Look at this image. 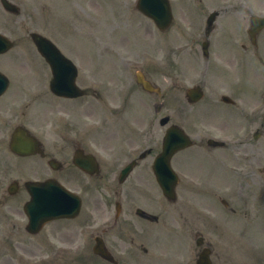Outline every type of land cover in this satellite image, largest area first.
Returning <instances> with one entry per match:
<instances>
[{
  "label": "rangeland",
  "instance_id": "374dc122",
  "mask_svg": "<svg viewBox=\"0 0 264 264\" xmlns=\"http://www.w3.org/2000/svg\"><path fill=\"white\" fill-rule=\"evenodd\" d=\"M13 1L18 3L22 8L21 15L15 16L3 12L2 10L0 11V30L9 34L14 40H22L21 43H18L19 47L11 52L10 57L12 58L6 61L0 60V70L7 71L15 79V83L6 101L19 102L23 100L24 94L21 92V89H23L22 87L33 85L36 82L34 80H26L22 83L19 79L20 77H24L26 73L30 78L35 75L32 74L35 71L33 66H37V64L33 61V58L38 65L42 63L40 57L38 58L36 56L37 53L34 48L31 49L36 54H33L31 50L30 52L27 51V44L32 45L28 41V32L31 30L42 32L52 37V39L60 45L62 50L72 56L80 66L82 65L91 72L92 81L100 85L108 81L115 85L119 84V72L123 73V71L118 60L123 56H129L133 64L141 62L143 58L145 60L155 61L154 63L144 66V68L147 76L162 89L161 98L158 100L153 96H149V100L145 98V103L147 104L146 109H141L140 106L136 108L140 97L134 92L132 100L135 105L127 111L126 115L124 117L114 116L111 118V122L106 123V130L116 128L117 137L111 132L104 137L100 132L95 133L92 138L89 135H81V126L83 125L86 112L83 111V106L79 104H66L60 100H43V102L39 101L36 103V106L31 111L33 113V117L31 118L33 122L32 129L36 132L38 131V135L48 136L50 141H54L56 149H60L64 146V137H73L79 141H81V137L86 141H91L93 139L98 143V148L102 145L108 146L109 143H113L117 147L120 144L133 145L137 140H135L136 137L129 128L130 125L135 123L139 128L147 127L145 123L147 118L149 131L148 142L151 144L150 146L157 149L163 136V130L165 131L168 126L161 127L156 122L157 115L155 110H153V104L155 103L164 105L163 109L165 108V110L162 115L170 114V124H180L184 127H188L189 131L194 129L196 125H192L200 121V119L208 118L212 125L221 121V119L217 117L218 115H215L213 112L205 111L204 114L201 115L198 114V111H191L192 108L186 103L183 93L180 90H176V83L178 81H191L199 76L200 78L206 77V79H208V83L205 86L207 89L206 92L209 91V93H214L217 89L226 86L222 85L224 78L229 82V80L236 77L234 73L216 70L213 67L211 70V65L213 63L210 64L209 69V63L201 61L200 56L194 52L197 46L191 50L188 49L180 56L175 55L174 49L176 45L188 44L186 39H189V32L185 27L178 26L165 35L160 33L156 28L148 24L139 14L133 11L132 6L134 0H110V4L113 8L112 10H109L104 0H41L40 3L36 0ZM192 6L194 9L197 8L195 3ZM201 7L203 9L205 8L203 5H201ZM182 13L186 17V20L190 19L184 11ZM194 14L197 18L198 15L196 11ZM177 17L180 18L181 13L178 14L177 12ZM101 18L108 21L104 26L102 24L99 25ZM81 19L86 23L81 24ZM99 26H101L100 29H97ZM227 27L230 29L231 33L236 32V28L232 24H227ZM82 28L93 31L91 38L86 36L92 45L91 49L89 48L90 43L85 39H81ZM262 50L264 52V46H262ZM200 51L201 48H199L198 52ZM163 56L166 58L165 66H161ZM44 68L43 64L41 68L39 67L38 71L42 70V72H44L43 75L37 76L39 83L43 81L44 78L49 77ZM11 71H13V74ZM243 75L247 87L249 88L256 76V67L254 64L245 62L243 64ZM127 77L132 78L134 87H136L134 73L128 74ZM24 79L26 78L24 77ZM123 81H128V78L123 79ZM18 85L21 89L17 87ZM38 88L40 89V85ZM139 104L145 106L144 103ZM98 110L99 107L93 109L96 113L94 114V119H98L99 117ZM52 111H54V117L51 118L50 112ZM60 116L64 117L65 121H62ZM127 118L128 125L125 126L123 124H127ZM26 120L28 123H31L29 115ZM231 124L234 125L236 122L233 121ZM47 128H50L51 132L43 133ZM261 140H263L261 144L264 147V138ZM125 147L126 146L120 150V153L124 151ZM226 153L227 162L232 164L231 152L228 151ZM153 155L154 153L151 157L143 161L142 165L150 168ZM56 156L69 163L68 169L58 175L60 180L72 188L81 189V173L72 166L71 154L66 150L62 156L59 154H56ZM194 158V155L190 156L191 160ZM180 161H182V159ZM33 165V163L27 164L29 167ZM184 166L190 171L200 175L197 169L190 167L188 164H184ZM205 175L210 177L213 181L223 182L219 180V178L224 175L218 174V172L212 169L205 171ZM67 176L70 181H67ZM247 180L250 184L253 183L250 175ZM241 182H243V180L234 178V182H230V184H240ZM150 183L153 185L152 181H150ZM145 185L148 184L145 182ZM245 188H247V186H245ZM186 189L185 187L182 189L183 196H186L187 200H189L188 197L195 199V195L186 191ZM211 197V191H206L200 199V202L210 206L213 200ZM261 203V215L256 223L250 226L245 224L244 226L246 229L243 228L240 231L241 234L245 233L248 235L249 243L264 244V195ZM236 204L241 209L245 207L250 215L253 214L258 216L257 210L253 209V201L249 197L247 191H244V199L242 201H236ZM227 221V225H231L232 228L236 227V219L227 218ZM77 225L78 224L70 226ZM164 237L167 238V234H165ZM29 244V241H26L22 246L27 248ZM170 244L173 246L175 242L171 240ZM170 244L167 242V248H170ZM229 245L231 249L229 255L233 257L230 264H241L240 254L238 253L239 250H234L237 245L233 243V239L229 241ZM32 254L35 253H31V255ZM244 254L246 264H264V261H262L264 259L259 262L251 250H246ZM0 264H2L1 258Z\"/></svg>",
  "mask_w": 264,
  "mask_h": 264
}]
</instances>
